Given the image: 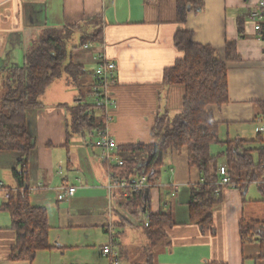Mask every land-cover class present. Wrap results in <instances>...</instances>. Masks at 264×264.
<instances>
[{"label":"crops","instance_id":"crops-1","mask_svg":"<svg viewBox=\"0 0 264 264\" xmlns=\"http://www.w3.org/2000/svg\"><path fill=\"white\" fill-rule=\"evenodd\" d=\"M196 1L199 8L179 24L176 0H0V77L6 68L23 64L25 50L44 32H66L71 26L78 28L66 42L67 51L84 70L76 87L64 75L54 80L42 104L26 114L27 130L36 138L27 165L29 200L46 209L50 248L38 250L32 261L10 259L17 235L10 214L0 210V264H110L100 251L110 240L120 264H143L148 253L154 264H264L258 240L242 244L239 234L241 221L264 222V178L243 190L224 187L212 210L213 230L202 231L189 220L192 187L201 173L188 164L187 147L164 155L149 188L148 210L134 216L117 192L108 195L111 167L101 161L91 139L74 133L67 137L71 118L66 106L82 95L92 102L94 70L107 59L116 64V82L109 88L115 103L106 127L117 153L125 145L152 143L155 119L164 112L173 117L182 108L184 86L164 85L162 75L183 56L173 38L185 29L192 31L195 43L210 45L221 59L225 42H235L241 60L229 64L228 102L208 110L219 123L220 139H256V120L264 118V39L248 14L257 0ZM94 20L101 22V42L82 43L83 35L94 30ZM120 155L124 161L147 156ZM18 156L0 151V207L8 201L7 188L15 187L12 169ZM61 186L76 188L72 196L58 199ZM159 212H169L174 224L165 227V239L151 246L144 223L149 213Z\"/></svg>","mask_w":264,"mask_h":264},{"label":"trees","instance_id":"trees-1","mask_svg":"<svg viewBox=\"0 0 264 264\" xmlns=\"http://www.w3.org/2000/svg\"><path fill=\"white\" fill-rule=\"evenodd\" d=\"M199 6L196 0H176V22L184 24L188 12ZM93 23L94 30L83 35L82 43L101 42V22L94 20ZM75 28L78 26L65 28L68 29L66 32L47 30L25 50L21 66L8 67L1 72L0 151L19 154L16 167L12 169L15 187L7 188L8 201L0 207V210L10 214L11 227L17 235L10 254L13 260L32 261L38 250L50 248L46 209L32 206L29 200L27 165L30 153L36 146V138L27 130L26 114L31 108L42 104V95L57 78L64 75L71 85L78 86L77 79L84 70L71 60L66 47ZM238 32L240 35L243 33L241 20L238 22ZM260 35L264 39V23ZM192 36V31L185 29L175 32L173 43L183 56L171 67L165 68L162 75L164 85L184 86L182 108L173 117L164 112L155 119L151 131L154 138L152 143L125 145L118 151L120 157V153L145 152L146 158L126 159L121 166H109L111 172L119 177L146 174L151 184L164 155L169 150L187 147L188 164L198 168L201 173V180L192 187L189 220L202 231H212V210L222 200V191L215 192L219 187L218 168L223 164L221 160L230 179L243 190L250 183L264 178V141L258 134L254 140L219 138V123L211 117L208 106H221L228 102L229 64L241 59L234 41L225 42L224 59H221L213 47L195 43ZM261 106L264 112V101ZM91 107L83 95L78 96L76 104L66 106L71 118L68 138L74 133L83 138L87 136L92 141L99 131L104 130L106 118L103 112ZM254 144L260 146L254 147ZM218 147L223 148L215 151ZM148 195L145 197V192H136L124 198L134 216L138 212L146 213ZM118 196L123 198L120 193ZM147 218L149 224L145 232L150 245L154 246L166 238L165 227L173 225L174 221L169 212L149 213ZM239 234L242 244L257 239L264 257V222L241 221ZM143 264H154L150 253Z\"/></svg>","mask_w":264,"mask_h":264},{"label":"built area","instance_id":"built-area-1","mask_svg":"<svg viewBox=\"0 0 264 264\" xmlns=\"http://www.w3.org/2000/svg\"><path fill=\"white\" fill-rule=\"evenodd\" d=\"M114 1L115 0H110V3L113 4ZM248 18L253 23L254 30L260 34L263 31L264 23V0L256 1L248 14ZM115 72L116 64L107 59H101L94 70V81L91 85L92 102L90 104L93 110L95 109L103 112L106 118V123L104 130L98 132L97 136L92 140V144L93 147L100 150V159L103 163L121 166L124 163V159H122L117 153V145L114 139L110 137L106 127L108 121L112 118L110 110L115 103L109 92L110 86L116 82ZM256 121V133L258 135H264V118H258ZM218 172L220 179L217 182V186L219 187L215 189L216 193L222 191L224 187L233 189L238 188L237 184L232 181L227 174L225 165H220ZM150 186L151 184L148 181V176L146 174H137L124 178L114 175L111 171L105 185L109 196H112L115 192H117L120 193L123 198H127L130 193L146 192V190H149ZM74 191V186H61L58 188L57 197L58 199H63L73 195ZM144 224L147 226L149 224V220L147 219ZM108 229L111 235L113 233V229L111 227ZM114 245L115 244L110 240L108 243L101 246L100 251L104 257L108 258L110 264H120L118 252L116 251Z\"/></svg>","mask_w":264,"mask_h":264},{"label":"rangeland","instance_id":"rangeland-1","mask_svg":"<svg viewBox=\"0 0 264 264\" xmlns=\"http://www.w3.org/2000/svg\"><path fill=\"white\" fill-rule=\"evenodd\" d=\"M87 98V97H86ZM86 101L89 103V101L86 99ZM221 163H223L222 165H225L223 160H221ZM76 188V187H75ZM72 196V195H71ZM69 197V196H68Z\"/></svg>","mask_w":264,"mask_h":264},{"label":"water","instance_id":"water-1","mask_svg":"<svg viewBox=\"0 0 264 264\" xmlns=\"http://www.w3.org/2000/svg\"><path fill=\"white\" fill-rule=\"evenodd\" d=\"M145 193H146V196H145V197H147V195L149 194V190H146V192H145Z\"/></svg>","mask_w":264,"mask_h":264}]
</instances>
